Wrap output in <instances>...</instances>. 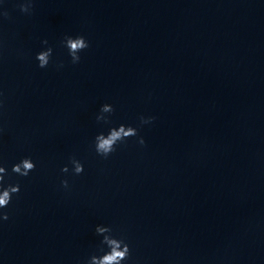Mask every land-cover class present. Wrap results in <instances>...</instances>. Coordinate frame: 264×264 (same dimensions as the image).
<instances>
[{
    "label": "clouds",
    "instance_id": "1",
    "mask_svg": "<svg viewBox=\"0 0 264 264\" xmlns=\"http://www.w3.org/2000/svg\"><path fill=\"white\" fill-rule=\"evenodd\" d=\"M32 0H25L24 3L19 5L20 11L23 13H30L32 10ZM0 16L5 18L8 17L7 11L0 12ZM44 45L48 44L47 40H43ZM64 46L68 49V54L71 57V62L77 64L80 62V52L89 47V42L83 36H65ZM53 49L52 47H47L36 54V60L38 61L39 68H46L52 58ZM62 67L63 65H59ZM115 111L113 105L105 103L100 108V114L97 115V121H104L108 123V117L104 114H112ZM155 120L153 116H141L139 118L140 125L151 124ZM138 137L137 143L141 146L145 145V140L142 136H139L138 128L130 125L120 124L118 127H112L108 130L107 134L103 132L99 133L95 137V151L96 153L107 159L116 150V146L119 143L126 141L128 138ZM71 163L73 165V171L76 175L82 174L84 172V165L77 159L72 158ZM36 168V164L33 162L31 157L22 158L19 162L12 165V173H15L22 177H27L30 172ZM62 172L67 173L69 171L67 166L61 169ZM8 175L6 167L0 165V209H5L8 207L12 201L14 194L20 192V185L9 184L4 187L5 176ZM61 184L64 188H68V181L62 180ZM8 213H0V220H8ZM95 233L98 236H102L101 244L108 248L107 252L103 255L97 256L92 255L88 261V264H122L130 256V247L128 243L122 238H116L112 235V229L103 225H97L95 227Z\"/></svg>",
    "mask_w": 264,
    "mask_h": 264
}]
</instances>
